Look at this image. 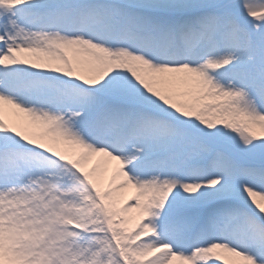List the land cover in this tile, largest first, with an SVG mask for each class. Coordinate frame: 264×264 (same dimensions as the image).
I'll use <instances>...</instances> for the list:
<instances>
[{
	"label": "snow or ice",
	"instance_id": "1",
	"mask_svg": "<svg viewBox=\"0 0 264 264\" xmlns=\"http://www.w3.org/2000/svg\"><path fill=\"white\" fill-rule=\"evenodd\" d=\"M0 264H264V0H0Z\"/></svg>",
	"mask_w": 264,
	"mask_h": 264
},
{
	"label": "rangeland",
	"instance_id": "2",
	"mask_svg": "<svg viewBox=\"0 0 264 264\" xmlns=\"http://www.w3.org/2000/svg\"><path fill=\"white\" fill-rule=\"evenodd\" d=\"M128 193H130V194H128ZM128 193H127L128 195H131V194H132V191H131V190H129V191H128Z\"/></svg>",
	"mask_w": 264,
	"mask_h": 264
}]
</instances>
